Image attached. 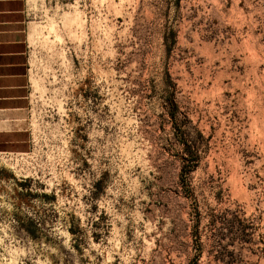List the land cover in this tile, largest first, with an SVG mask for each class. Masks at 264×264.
Returning a JSON list of instances; mask_svg holds the SVG:
<instances>
[{"label": "rangeland", "instance_id": "374dc122", "mask_svg": "<svg viewBox=\"0 0 264 264\" xmlns=\"http://www.w3.org/2000/svg\"><path fill=\"white\" fill-rule=\"evenodd\" d=\"M32 19L0 264H264V0H32Z\"/></svg>", "mask_w": 264, "mask_h": 264}, {"label": "crops", "instance_id": "0c3cea01", "mask_svg": "<svg viewBox=\"0 0 264 264\" xmlns=\"http://www.w3.org/2000/svg\"><path fill=\"white\" fill-rule=\"evenodd\" d=\"M32 0H0V146L29 142ZM18 147V148H16Z\"/></svg>", "mask_w": 264, "mask_h": 264}]
</instances>
